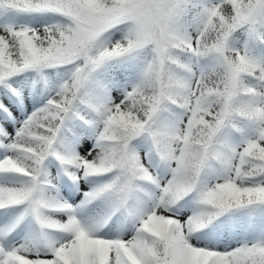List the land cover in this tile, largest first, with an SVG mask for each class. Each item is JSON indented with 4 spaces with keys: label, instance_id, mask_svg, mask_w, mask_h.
I'll use <instances>...</instances> for the list:
<instances>
[{
    "label": "snow or ice",
    "instance_id": "obj_1",
    "mask_svg": "<svg viewBox=\"0 0 264 264\" xmlns=\"http://www.w3.org/2000/svg\"><path fill=\"white\" fill-rule=\"evenodd\" d=\"M0 264H264V0H0Z\"/></svg>",
    "mask_w": 264,
    "mask_h": 264
}]
</instances>
